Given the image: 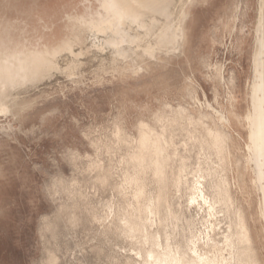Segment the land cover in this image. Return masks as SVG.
Instances as JSON below:
<instances>
[{"label": "rangeland", "instance_id": "obj_1", "mask_svg": "<svg viewBox=\"0 0 264 264\" xmlns=\"http://www.w3.org/2000/svg\"><path fill=\"white\" fill-rule=\"evenodd\" d=\"M158 1L131 4L144 8ZM123 3L105 0L104 30L61 38L64 13L82 14L81 0H0V15L9 20L29 19L30 27H40L37 18L42 17L53 26L39 31L46 45L25 61L0 62V84L9 86L0 105V264H143L142 250L149 243L121 230L124 213L136 201L133 187L121 176L127 147L113 135L119 128L135 142L140 123L158 128L156 118L179 107L212 125L210 104L230 117L236 146L228 175L236 196L249 204L248 218L264 261L260 192L244 159L259 0H173L174 21L185 8L188 12L186 41L174 56L162 55L159 42L138 24L127 34L131 19ZM109 35L119 39L117 47L107 42ZM148 43L156 47L155 58L144 50ZM197 132L185 122L166 127V172L173 181L168 204L176 216L167 214L164 220L171 245L184 237L186 220L193 230L206 232L213 225L220 242L229 226L219 207L214 217L190 203L201 175L207 180L222 175ZM103 171L107 181L100 180ZM149 190L153 197V182ZM148 220L147 230L156 231V219Z\"/></svg>", "mask_w": 264, "mask_h": 264}, {"label": "bare ground", "instance_id": "obj_2", "mask_svg": "<svg viewBox=\"0 0 264 264\" xmlns=\"http://www.w3.org/2000/svg\"><path fill=\"white\" fill-rule=\"evenodd\" d=\"M131 1L124 0L125 3L122 6V9L125 10L129 19H131L126 27L127 34H129L133 24H138L139 27L141 26L145 30L147 36L153 35L155 40L159 42V47L163 50L162 55H178L186 41L185 23L188 15L186 8L178 16L177 21H174L173 0H159L144 8L132 6ZM94 3H96L95 8H93ZM81 4L84 8L82 14H78L76 10L64 13L66 33L61 38L84 35L89 29L97 27H101V30L105 29L102 18L105 0H81ZM258 12L257 39L253 53L255 68L250 92L251 107L249 113L245 116L247 135L244 159L250 168L251 174L254 175L255 186L258 187L260 192L258 213L261 219L260 222H262L264 227V0H259ZM4 15H0V62L4 59L11 64L20 63L25 61L33 51H39L44 48L46 43H42V41L45 38L43 35H39V31H52V25L48 26L42 17H38L37 23H40V27H30L29 19L16 18L9 20ZM161 18H164V22L158 27L161 23ZM106 40L114 47H117V43H119V39L113 35H109ZM140 40V38H131L130 42L138 43ZM155 48L148 43L144 50L155 58ZM139 51L137 50V52ZM8 88L7 84H0V105H3V97L6 95ZM210 106L215 112L212 125L206 124L201 116L185 115V109L183 110V108L179 107L158 116L156 118L158 128L148 123H140L137 127L138 137L134 140L135 142H130L126 135L120 133L121 129L119 128L113 135L118 145L127 147L126 155L121 160L124 166L121 176L126 185L128 184L134 188V190L132 188V191H134L133 198L135 199L133 201H136L133 206L131 205L132 209L124 213L126 214V223L124 226L121 225L124 227L121 230H124L126 234L133 235L131 236L133 238L138 236L141 240L139 241L143 244L145 242L149 243L150 247L148 246V250L146 248L142 250L144 251L142 260L145 264H264L258 251L255 233L248 218L247 208L249 204L245 205L236 196L228 175V168L232 164L233 149L236 146L235 138L230 133V129H232L230 117L222 110L213 108L211 104ZM165 107L167 106L165 105ZM184 122L192 124L194 128L198 129L199 133L197 132L198 135L196 137L206 143L207 151L214 155L217 169L222 173L219 178H214L213 180H207L205 175H201V179L196 178L197 180L192 187V195L189 199L191 204L195 203L200 208L205 207L211 216H214L218 207L226 213L229 226L226 232H223L221 242L218 239L219 234L215 231L213 225L206 232L201 229L193 230L190 220H186V230H182L184 237L181 240H176L173 245H171L172 241L170 242L171 244L167 241L169 236L165 233L167 227L164 222L166 220L165 215L168 214L174 218L176 216L168 204V188L173 181H170L172 179L166 172L168 154L166 155L164 152L163 143L166 144L168 141L165 135L167 125H180ZM235 136L239 139L242 137L238 133H235ZM239 164V161L235 162L237 169ZM103 168L105 167H102V170H104ZM103 173L102 176H104L102 178L99 172L101 178L98 177L100 180L108 179L109 175L107 178L105 174L107 172L103 171ZM238 174L242 178V172L238 170ZM106 179L105 181H107ZM149 182H153L156 185V191L154 195L152 194L153 197L150 196ZM149 217L155 218L158 223L159 227L154 232L147 230ZM150 219L152 221V218ZM116 223L115 226L120 225V222L117 225ZM117 227L116 229L120 230ZM120 232L123 233V231ZM135 238L137 239V237ZM143 247L147 246L143 245ZM50 261L54 262L55 260L51 257Z\"/></svg>", "mask_w": 264, "mask_h": 264}]
</instances>
